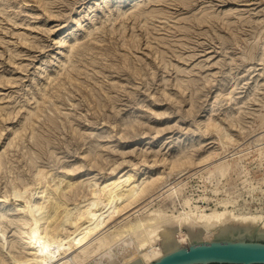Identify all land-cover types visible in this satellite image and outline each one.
<instances>
[{"label": "rangeland", "instance_id": "374dc122", "mask_svg": "<svg viewBox=\"0 0 264 264\" xmlns=\"http://www.w3.org/2000/svg\"><path fill=\"white\" fill-rule=\"evenodd\" d=\"M263 54L264 0H0V264L21 252L13 183L40 166L101 179L146 159L156 176L154 160L192 156L171 178L187 182L182 194L210 207L240 195L263 212ZM219 122L236 140L226 152ZM248 151L226 176L205 173Z\"/></svg>", "mask_w": 264, "mask_h": 264}, {"label": "bare ground", "instance_id": "6f19581e", "mask_svg": "<svg viewBox=\"0 0 264 264\" xmlns=\"http://www.w3.org/2000/svg\"><path fill=\"white\" fill-rule=\"evenodd\" d=\"M139 12L140 9L134 17L140 15ZM53 41L62 45L70 42L62 41L58 36ZM70 45L73 48L74 44ZM260 118L263 126L264 114ZM225 127L221 122L213 125L218 140L225 144L221 148L224 152L234 147L229 144L236 141L232 128ZM256 146L254 150L258 158L264 161V145ZM249 153L218 162L207 168L205 173L214 175L218 172L224 177ZM218 154L210 151L200 160L198 158V163L210 161ZM191 157L154 160V163L163 164L156 176L144 172L146 159L129 163V167L120 172L115 170L117 168L111 169L110 175L101 179L80 180L73 172V175L67 171L54 174L45 167L36 168L30 180L13 183L11 194L18 202L19 226L12 241L19 245L21 252L11 253V258L2 263L150 264L178 247L190 245L192 240H210L226 226L264 232V211L253 212L238 204L240 195L227 194L226 197L215 198L214 207H210L212 198L205 194L197 198L192 194H182L187 182L182 179L171 182V178L180 176L194 164ZM152 166L153 163L149 164L150 168ZM242 171L246 173L245 168ZM252 190L255 191L254 188ZM213 192L216 197L220 191L216 188ZM157 199H171V206L159 202L152 208ZM118 218H121L118 223L112 225ZM121 251L126 254L122 252L119 256Z\"/></svg>", "mask_w": 264, "mask_h": 264}, {"label": "water", "instance_id": "95a60500", "mask_svg": "<svg viewBox=\"0 0 264 264\" xmlns=\"http://www.w3.org/2000/svg\"><path fill=\"white\" fill-rule=\"evenodd\" d=\"M150 264H264V232L226 226L212 239L192 240Z\"/></svg>", "mask_w": 264, "mask_h": 264}]
</instances>
